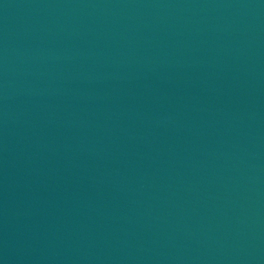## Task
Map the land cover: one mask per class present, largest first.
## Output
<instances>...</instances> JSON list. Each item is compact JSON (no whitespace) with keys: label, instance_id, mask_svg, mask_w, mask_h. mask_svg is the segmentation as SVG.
Wrapping results in <instances>:
<instances>
[{"label":"water","instance_id":"1","mask_svg":"<svg viewBox=\"0 0 264 264\" xmlns=\"http://www.w3.org/2000/svg\"><path fill=\"white\" fill-rule=\"evenodd\" d=\"M0 264H264V0H0Z\"/></svg>","mask_w":264,"mask_h":264}]
</instances>
